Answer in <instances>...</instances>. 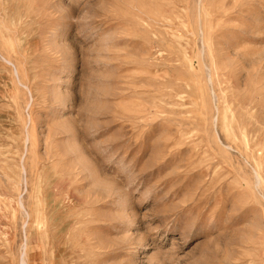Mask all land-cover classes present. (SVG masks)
<instances>
[{"label": "rangeland", "instance_id": "374dc122", "mask_svg": "<svg viewBox=\"0 0 264 264\" xmlns=\"http://www.w3.org/2000/svg\"><path fill=\"white\" fill-rule=\"evenodd\" d=\"M0 264H264V0H0Z\"/></svg>", "mask_w": 264, "mask_h": 264}, {"label": "bare ground", "instance_id": "6f19581e", "mask_svg": "<svg viewBox=\"0 0 264 264\" xmlns=\"http://www.w3.org/2000/svg\"><path fill=\"white\" fill-rule=\"evenodd\" d=\"M22 159V158H21Z\"/></svg>", "mask_w": 264, "mask_h": 264}]
</instances>
